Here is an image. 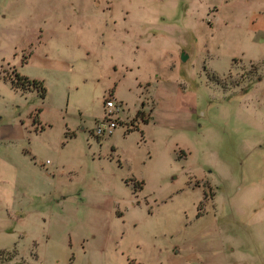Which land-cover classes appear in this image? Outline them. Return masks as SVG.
<instances>
[{"label":"rangeland","instance_id":"374dc122","mask_svg":"<svg viewBox=\"0 0 264 264\" xmlns=\"http://www.w3.org/2000/svg\"><path fill=\"white\" fill-rule=\"evenodd\" d=\"M216 44L192 39L185 47L189 59L156 72L161 80L183 83L191 92L196 87L202 98L192 117L196 124L189 125L181 110L159 107L156 125L144 137L136 128L121 134H127L129 125L118 117L128 113L131 100L120 102L109 91L101 97L98 88L106 82L128 93L134 77H151L146 71L123 72L120 60L128 57H118L117 63L110 57L104 74L97 64L103 58L92 52L75 57L71 71L59 77L28 67V78H44L47 93L44 106L38 98L37 110L45 108L51 138L30 139V147L25 143L35 157L33 162L25 156L19 174L25 212L22 219L0 212V249H10L0 251V257L18 250L31 264H126V258L128 264H264V69L239 65L240 71L222 78L207 72L208 63L228 67L227 47L220 43L216 53ZM257 72L262 77L258 82ZM15 74L4 68L6 78L15 81ZM95 76L99 83L92 81ZM199 76L208 78L207 89L195 86ZM217 81L224 91L215 89ZM140 95L148 103L155 96L144 83ZM107 96L122 104L118 125L110 134L96 135ZM76 100L100 117L97 124L80 116ZM29 105L16 113L25 114ZM148 112L137 115L147 120ZM50 140L55 147H47ZM182 141L188 145L186 163L208 172L204 185L195 186L182 156L166 165L156 154ZM14 246L17 250L11 251ZM23 258L17 264H25Z\"/></svg>","mask_w":264,"mask_h":264},{"label":"crops","instance_id":"0c3cea01","mask_svg":"<svg viewBox=\"0 0 264 264\" xmlns=\"http://www.w3.org/2000/svg\"><path fill=\"white\" fill-rule=\"evenodd\" d=\"M192 39L202 43L216 40V53L220 43L227 47L225 51L228 53L224 56L228 67L223 70L220 65L214 67L210 63L204 67L220 78L240 71L239 65L264 69V0H0V212L4 211V216L11 219L23 218L25 194L20 190L19 176L23 173V159L31 156L35 162L29 150L30 139L43 135L51 138V125L45 118V108L37 110L40 101L44 106L40 91L34 87L23 89L14 86L13 79L4 76V68L11 67L15 73L25 77H28L25 73L28 67L59 77L58 74L71 71L75 57L83 52H92L103 58L102 64L99 60L97 64L99 73L104 74L109 71L110 57H113V63H117L118 57H128L120 60L123 72L137 74L146 71L152 78L143 81L134 77L133 82L130 81L131 87H127L128 93H119L106 82L98 88L101 97L109 91L111 93L108 94L116 96L120 102L125 103V98L131 100L132 107H128V113L123 116V112L118 117L120 123L126 121L129 125L127 134L125 131L121 134L129 135L136 132V128L144 137L145 130L156 125L159 107L171 113L174 109L181 110L191 122L189 125L196 124L192 117L202 101L196 87L191 92L187 85L161 80L156 73L177 68L185 61L183 56L189 59L185 47ZM257 73L258 82L262 77ZM206 76H199L200 84L195 86L207 89ZM98 77L92 81L99 83ZM32 79L42 82L46 88L44 78ZM143 83L147 91H154L155 96L149 99V103L144 100V95H140ZM218 83H214L215 89L224 91L225 88ZM33 98L36 102L31 100ZM27 101H31L30 105ZM74 103L81 117L84 115L89 123L97 124L100 117L85 111L88 106L84 102L76 100ZM28 105L25 114L21 111L16 113L17 109ZM68 105L67 101L65 106ZM145 109L149 110L147 120L137 115ZM81 117L79 122L85 123ZM150 141L154 143L155 138L150 137ZM173 143L171 147L167 145L156 150L157 155L162 154L159 155L161 162L168 165L178 155L179 158L182 156L188 167L187 174L194 178L195 186L204 185L208 172L204 168L195 171L186 163L189 152L184 149H188L187 143ZM47 147H55V142L50 140ZM136 183L141 184V181ZM14 249L17 250L16 246L11 251ZM22 258L17 250L15 255L0 257V263L16 261L17 264ZM31 259L36 261L37 255L33 253ZM25 260V264H31L28 258ZM127 262L130 263V258L125 259L124 263Z\"/></svg>","mask_w":264,"mask_h":264},{"label":"built area","instance_id":"2783aa9c","mask_svg":"<svg viewBox=\"0 0 264 264\" xmlns=\"http://www.w3.org/2000/svg\"><path fill=\"white\" fill-rule=\"evenodd\" d=\"M122 110V104L116 102L112 96H107L105 100V115L97 125L96 135L110 134L118 125L117 115Z\"/></svg>","mask_w":264,"mask_h":264},{"label":"trees","instance_id":"16d2710c","mask_svg":"<svg viewBox=\"0 0 264 264\" xmlns=\"http://www.w3.org/2000/svg\"><path fill=\"white\" fill-rule=\"evenodd\" d=\"M15 77H16L15 78L16 80L15 81L14 80L12 81V83H13L14 86L21 87L23 89H25V88H31V87L37 88L40 91L41 95L44 97V94L46 92V89H45L44 85L42 84V82L37 81L35 79H30L28 77L22 76V75L17 74V73L15 74ZM24 81H25V84H24Z\"/></svg>","mask_w":264,"mask_h":264},{"label":"water","instance_id":"95a60500","mask_svg":"<svg viewBox=\"0 0 264 264\" xmlns=\"http://www.w3.org/2000/svg\"><path fill=\"white\" fill-rule=\"evenodd\" d=\"M182 59H183V60H186V59H187V57H186V56H183V57H182Z\"/></svg>","mask_w":264,"mask_h":264}]
</instances>
